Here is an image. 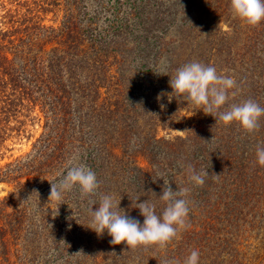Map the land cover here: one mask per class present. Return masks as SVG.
Returning <instances> with one entry per match:
<instances>
[{
  "label": "trees",
  "instance_id": "trees-1",
  "mask_svg": "<svg viewBox=\"0 0 264 264\" xmlns=\"http://www.w3.org/2000/svg\"><path fill=\"white\" fill-rule=\"evenodd\" d=\"M9 1L16 7L0 0V150L9 132L19 129L10 124L21 111L39 108L46 124L33 153L0 168V183L16 184L0 200V264H50L45 258L51 251L60 256L71 249L85 255L84 264H183L193 250L199 252V264H264V167L256 157L257 147L264 146V116L251 134L209 115L191 123L185 138L166 140L162 131L182 127L185 114L199 111L182 98L153 100L160 94L154 83L162 79L155 78L152 67L170 43L162 40L151 50L148 38L128 39L108 2L102 7L117 15L112 31L102 35L95 17L82 28V20L72 16L76 0L58 29L45 27L37 16L29 18L37 10L28 0ZM38 2L33 4L47 13L45 6L60 8L63 0ZM203 2L198 33L191 29L171 52L174 65L163 92H172L169 81L178 68L197 61L235 79L237 95L222 111L247 99L264 107V22L245 24L234 16L231 0ZM134 9L129 14L137 17ZM80 148L97 175V193L81 199L75 188L64 194V204H48L50 182L59 183L67 155ZM189 166L209 173L203 186L188 181ZM28 177L33 179L23 183ZM164 180L173 191L190 188V227L166 248L112 245L107 232L99 236L90 228V208L95 211L105 194L141 224L144 217L131 200L150 198L160 214ZM72 204L76 214L67 209ZM82 206L84 212L78 210ZM244 237L253 240L250 255L240 241Z\"/></svg>",
  "mask_w": 264,
  "mask_h": 264
},
{
  "label": "clouds",
  "instance_id": "clouds-1",
  "mask_svg": "<svg viewBox=\"0 0 264 264\" xmlns=\"http://www.w3.org/2000/svg\"><path fill=\"white\" fill-rule=\"evenodd\" d=\"M231 9L234 16L251 27L264 22V0H231ZM169 85L172 92L158 94V102L165 95L169 103L174 98L177 101L182 98L184 102H187V106L193 105L203 110L205 114L213 116L216 123L218 120L225 125L235 122L249 134L258 130L260 118L264 116V107L252 99L238 104L233 103L227 110L222 111L230 97L237 95V84L234 78L218 74L216 68L211 65L197 61L186 63L176 70ZM160 107L163 110L165 105L160 103ZM256 157L258 164L264 167V146L257 147ZM208 175L209 173L205 170L197 172L191 166L188 168V181L197 186H203L205 177ZM50 183L48 204L55 202L60 205L64 204L60 203L64 199V194L75 188H78L81 199H85L95 195L100 186L96 173L85 165L69 167L59 183ZM189 193L188 187L173 191L164 180L162 194L158 197L164 203L160 214H157L156 204L150 198L143 202H138L140 197L134 201L131 200L132 207L138 208L144 217L143 224L138 219L127 215L120 208V202L116 203L112 195H102L98 208L95 211L93 206L90 208L92 217L90 228L99 236L107 232L112 238L110 241L112 245L126 244L129 249L140 246L166 248L182 230L190 227L187 222L190 212V202L187 199ZM199 260V252L193 250L184 259L183 264H199ZM166 264H177V262L167 261Z\"/></svg>",
  "mask_w": 264,
  "mask_h": 264
},
{
  "label": "rangeland",
  "instance_id": "rangeland-1",
  "mask_svg": "<svg viewBox=\"0 0 264 264\" xmlns=\"http://www.w3.org/2000/svg\"><path fill=\"white\" fill-rule=\"evenodd\" d=\"M2 1L6 2L8 8L16 7V4H10L9 0ZM28 1L31 3L29 7L37 10L35 12L33 11L29 18L37 16L42 20L45 27L58 29L62 27L65 18H67V10L71 9L72 0H63L61 5L62 7L60 8L45 6L48 10H50V12L47 13L42 12V10L37 6V4H39V0ZM34 2L38 3L33 4ZM107 2L109 6L116 8V12L119 15L118 26L122 25L125 27H123L122 32L127 34L128 39L148 38L151 50L157 48L162 40L170 43L169 47L165 48L166 51L161 54V58L157 60V67H152L153 69L155 68V78L162 79V81L155 82L154 87L157 90V93H162L163 89H166L163 80L168 79L169 68L174 65V57H171V52L178 47V44L182 41L183 37H187L191 29L196 30L195 34L198 33L201 26L200 22L204 21L202 12L206 4L203 0H76L72 16H77L80 21L82 20L80 23L82 28L87 26L85 21L89 17H95L93 21L95 26L98 31L102 30V35H105L104 31H112V23L116 20L115 15H117L113 9L102 7V4H106ZM133 7H135L134 10H137L138 12L136 14L137 17H132L129 14ZM23 12L25 13L26 9L23 10ZM223 26L227 29L226 25ZM159 38H161V40H159ZM129 42H131V40H129ZM129 46H131V43ZM50 49L51 46H48L47 50ZM132 66L134 68L138 66L136 61L135 64L132 63ZM153 100L157 101V98H154ZM141 102L144 103L145 101L142 100ZM183 117H185V122L182 124V127L172 129L168 132L162 131L160 136L166 140H171L176 137L185 138L186 130L191 123L199 121L203 122L209 119V115L205 114L203 110H199L196 115L190 113L185 114ZM13 118L14 119L11 120L10 126L19 129L9 132L10 137L0 150V168L5 167L7 164L14 163L18 159L25 158L27 157L26 155L33 153L35 143L45 132L46 118L39 108L31 113H29V111H21L20 114ZM72 152L73 153L67 155L68 159L64 161V167H62V169H68L72 166H86L85 153H82V148L73 149ZM141 162L144 166L146 165L143 160H141ZM60 171L61 170L57 171L56 174L59 175ZM60 178L62 179V176ZM32 179V177H28L23 180V183L31 181ZM15 185V183L9 184L8 182L0 183V200L9 197L14 192ZM23 195L26 196V194ZM14 199L18 202L17 196L14 197ZM67 209L69 212L75 213L76 206L72 204L69 205ZM78 210L80 212H84L85 206H82V208L79 207ZM68 230L71 231V228ZM237 232L240 231L237 230ZM240 241L243 243V249H245L250 255V244H252L253 240L249 237H244V239H240ZM84 259L85 255L76 252L73 253L72 249L68 250L67 254L63 253V255L61 254L60 256H57L55 251H51L45 258V260H49L50 264H84ZM139 262L140 261L136 260L135 263ZM88 264H91V261Z\"/></svg>",
  "mask_w": 264,
  "mask_h": 264
}]
</instances>
